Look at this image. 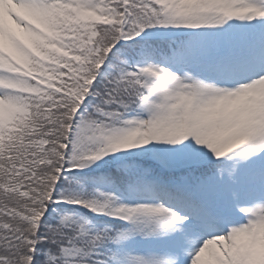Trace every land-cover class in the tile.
<instances>
[{"label": "snow or ice", "instance_id": "1", "mask_svg": "<svg viewBox=\"0 0 264 264\" xmlns=\"http://www.w3.org/2000/svg\"><path fill=\"white\" fill-rule=\"evenodd\" d=\"M0 264H264V0H0Z\"/></svg>", "mask_w": 264, "mask_h": 264}]
</instances>
